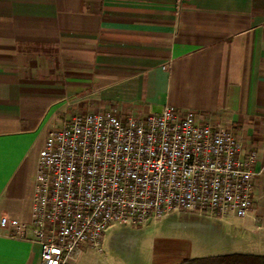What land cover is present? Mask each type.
<instances>
[{"label":"crops","instance_id":"1","mask_svg":"<svg viewBox=\"0 0 264 264\" xmlns=\"http://www.w3.org/2000/svg\"><path fill=\"white\" fill-rule=\"evenodd\" d=\"M166 106L198 112L258 153L241 228L249 220L263 233L264 0H0V220L30 221L53 126ZM0 264H41V246L0 225Z\"/></svg>","mask_w":264,"mask_h":264},{"label":"built area","instance_id":"2","mask_svg":"<svg viewBox=\"0 0 264 264\" xmlns=\"http://www.w3.org/2000/svg\"><path fill=\"white\" fill-rule=\"evenodd\" d=\"M257 161L232 130L193 110L74 114L48 132L30 221L3 217L0 225L38 243L41 264H75L87 250L104 253L114 225L139 227L178 210L246 219Z\"/></svg>","mask_w":264,"mask_h":264},{"label":"rangeland","instance_id":"3","mask_svg":"<svg viewBox=\"0 0 264 264\" xmlns=\"http://www.w3.org/2000/svg\"><path fill=\"white\" fill-rule=\"evenodd\" d=\"M243 222L174 211L143 226L113 227L104 237L105 252L86 251L78 264H178L197 257L263 249L264 232L252 233L249 220L245 232Z\"/></svg>","mask_w":264,"mask_h":264},{"label":"trees","instance_id":"4","mask_svg":"<svg viewBox=\"0 0 264 264\" xmlns=\"http://www.w3.org/2000/svg\"><path fill=\"white\" fill-rule=\"evenodd\" d=\"M178 264H264V255L258 254H223L197 257Z\"/></svg>","mask_w":264,"mask_h":264}]
</instances>
